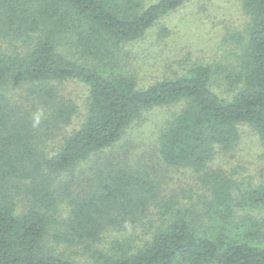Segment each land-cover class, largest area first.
<instances>
[{"label": "trees", "instance_id": "1", "mask_svg": "<svg viewBox=\"0 0 264 264\" xmlns=\"http://www.w3.org/2000/svg\"><path fill=\"white\" fill-rule=\"evenodd\" d=\"M186 1L0 0V264H264L251 212L264 210V175L239 178L235 153L244 129L264 146V0H242L251 21L230 97L210 65L142 86L119 64ZM155 109L170 114L152 151L118 152ZM166 166L198 183L173 184ZM110 229L133 232L113 254L94 247Z\"/></svg>", "mask_w": 264, "mask_h": 264}, {"label": "rangeland", "instance_id": "2", "mask_svg": "<svg viewBox=\"0 0 264 264\" xmlns=\"http://www.w3.org/2000/svg\"><path fill=\"white\" fill-rule=\"evenodd\" d=\"M157 1L159 0H142L144 6ZM250 21L251 17L245 12L242 0H187L178 10L165 16L160 23L150 28L141 39L121 48L119 64L134 71L142 86L165 75L185 73L196 65H210L215 70L213 88L220 95L230 97L233 92L228 87L229 82L225 77L229 73L235 74L240 70L241 48L243 42H246ZM161 24L170 29L168 36L159 35ZM73 84L74 82L69 83L65 90L70 91L74 97H79L84 88L80 84L76 83L72 86ZM166 114L170 113L164 112V109L148 112L147 120L133 125L126 131L116 145L117 151L122 153L128 150L126 145L129 142H133L132 149L129 150V156L132 158L145 150L152 151L155 146L156 132ZM58 143L50 142L46 148L54 149ZM235 153L238 161L242 163L239 168V178L245 177L248 181L249 174L255 181L263 178L264 146L254 137L252 129H244V137ZM166 170L168 174L174 175L173 184L178 180H182L181 184L184 187L198 183L191 169L180 171V169L166 166ZM247 211L250 212V210ZM251 212L264 217L262 209ZM140 231L138 229L136 233ZM132 234L131 231L121 234L110 229L104 234V240L94 247L113 254L116 252L115 240L119 238V241H123ZM61 247L71 248L70 250L74 253H79L78 256L82 253L89 254L83 252L85 248L83 249L82 246L69 247L61 244Z\"/></svg>", "mask_w": 264, "mask_h": 264}]
</instances>
